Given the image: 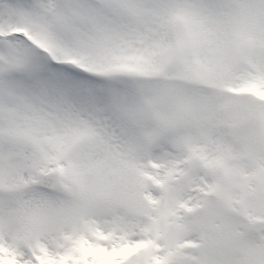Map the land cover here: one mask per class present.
Returning <instances> with one entry per match:
<instances>
[{
    "label": "snow or ice",
    "instance_id": "obj_1",
    "mask_svg": "<svg viewBox=\"0 0 264 264\" xmlns=\"http://www.w3.org/2000/svg\"><path fill=\"white\" fill-rule=\"evenodd\" d=\"M0 264H264V0H0Z\"/></svg>",
    "mask_w": 264,
    "mask_h": 264
}]
</instances>
